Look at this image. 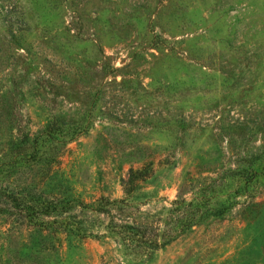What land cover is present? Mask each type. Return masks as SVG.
<instances>
[{
	"label": "rangeland",
	"instance_id": "374dc122",
	"mask_svg": "<svg viewBox=\"0 0 264 264\" xmlns=\"http://www.w3.org/2000/svg\"><path fill=\"white\" fill-rule=\"evenodd\" d=\"M0 264H264V0H0Z\"/></svg>",
	"mask_w": 264,
	"mask_h": 264
},
{
	"label": "trees",
	"instance_id": "16d2710c",
	"mask_svg": "<svg viewBox=\"0 0 264 264\" xmlns=\"http://www.w3.org/2000/svg\"><path fill=\"white\" fill-rule=\"evenodd\" d=\"M132 171V170H131ZM51 201L49 203L46 202V204H44V210H41L39 209L40 213H42L43 215H46V214H51L53 211V205H50ZM128 228H131V226L129 224H124V225H119L118 226V230L119 232H124L125 230L127 231ZM44 229V228H43ZM71 229L70 228H67V231H70Z\"/></svg>",
	"mask_w": 264,
	"mask_h": 264
}]
</instances>
